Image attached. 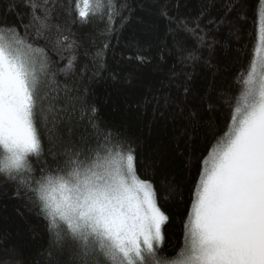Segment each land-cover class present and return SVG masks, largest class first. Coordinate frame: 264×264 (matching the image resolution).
<instances>
[{
  "label": "trees",
  "instance_id": "obj_1",
  "mask_svg": "<svg viewBox=\"0 0 264 264\" xmlns=\"http://www.w3.org/2000/svg\"><path fill=\"white\" fill-rule=\"evenodd\" d=\"M95 1L0 0V46L16 69L40 66L29 167L0 145V264H121L52 206L64 188L75 203L107 190L130 160L164 216L147 264L179 261L210 160L259 90L264 0H97L91 13Z\"/></svg>",
  "mask_w": 264,
  "mask_h": 264
},
{
  "label": "rangeland",
  "instance_id": "obj_2",
  "mask_svg": "<svg viewBox=\"0 0 264 264\" xmlns=\"http://www.w3.org/2000/svg\"><path fill=\"white\" fill-rule=\"evenodd\" d=\"M96 1L91 13L99 8L100 2ZM261 34L263 40L258 43L252 70L259 90L252 99L250 83L242 98L246 107L233 137L210 160L194 204L192 248L171 264H264L263 29ZM15 62L0 46V145L6 164L21 169L29 167L31 149L37 145L31 91L35 83L33 70L37 74L40 66L32 58V68L27 58L32 69L26 72L24 68L16 69ZM133 172L132 161L125 162L123 172L103 177L104 186L110 189H85L84 199L76 203L64 188L54 198L52 211L71 220L80 219L96 232L99 248L112 250L121 264H147L161 243L164 216L150 183ZM73 230L76 236H91L80 224L74 223ZM223 230H230L229 236L219 239ZM249 238L250 248L234 244Z\"/></svg>",
  "mask_w": 264,
  "mask_h": 264
},
{
  "label": "flooded vegetation",
  "instance_id": "obj_3",
  "mask_svg": "<svg viewBox=\"0 0 264 264\" xmlns=\"http://www.w3.org/2000/svg\"><path fill=\"white\" fill-rule=\"evenodd\" d=\"M262 189H263V188H262ZM231 230L234 232L233 229H231ZM229 231H230V230H223V231H222V234L219 235L218 238H219V239H225L226 237L229 236V233H228ZM246 241L252 242V239L249 238V239L246 240ZM246 241H244V242H235V241H234V242H235L234 244H235V245H238V244H244V247H245V245H246V247L250 248L248 242H246Z\"/></svg>",
  "mask_w": 264,
  "mask_h": 264
}]
</instances>
